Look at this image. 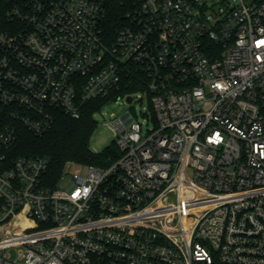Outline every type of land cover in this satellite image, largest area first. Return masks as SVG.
<instances>
[{"label": "built area", "instance_id": "built-area-1", "mask_svg": "<svg viewBox=\"0 0 264 264\" xmlns=\"http://www.w3.org/2000/svg\"><path fill=\"white\" fill-rule=\"evenodd\" d=\"M107 10L22 0L0 27V264H264V0H129L113 30ZM137 87L147 127L111 120L110 165L52 181L14 154L18 123Z\"/></svg>", "mask_w": 264, "mask_h": 264}, {"label": "trees", "instance_id": "trees-1", "mask_svg": "<svg viewBox=\"0 0 264 264\" xmlns=\"http://www.w3.org/2000/svg\"><path fill=\"white\" fill-rule=\"evenodd\" d=\"M22 0H0V27L10 29L12 24L7 19V12ZM108 10L105 28L113 30L125 18L129 0H105ZM131 93L141 89H128ZM122 92H126L123 90ZM105 99L94 98L88 102L80 118H72L62 111L56 113L55 121L50 130L44 134H36L24 124H17V141L14 147L16 156H40L48 160L47 176L57 181L66 165L73 162L79 165L108 166L120 155L115 142L100 152L90 147L91 138L98 127L95 118L104 105Z\"/></svg>", "mask_w": 264, "mask_h": 264}, {"label": "rangeland", "instance_id": "rangeland-1", "mask_svg": "<svg viewBox=\"0 0 264 264\" xmlns=\"http://www.w3.org/2000/svg\"><path fill=\"white\" fill-rule=\"evenodd\" d=\"M134 97L135 101L132 104L124 100L113 101L103 106L96 113L95 118L98 121V127L94 132L90 142V147L94 152H100L115 142L116 133L111 126V120L120 116L127 110L132 111L134 114L138 113L140 115L141 121L144 122V127H147L148 121L146 117L142 116V113L148 109V100L146 97H144L143 92L141 91L136 92ZM141 97L144 98L141 99ZM150 123L152 124V122ZM88 169V165L74 164L71 167L72 171L81 170L84 173L87 172Z\"/></svg>", "mask_w": 264, "mask_h": 264}, {"label": "water", "instance_id": "water-1", "mask_svg": "<svg viewBox=\"0 0 264 264\" xmlns=\"http://www.w3.org/2000/svg\"><path fill=\"white\" fill-rule=\"evenodd\" d=\"M127 100H128V102H131V100H132V99H131V97H128V99H127Z\"/></svg>", "mask_w": 264, "mask_h": 264}]
</instances>
